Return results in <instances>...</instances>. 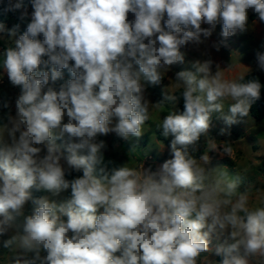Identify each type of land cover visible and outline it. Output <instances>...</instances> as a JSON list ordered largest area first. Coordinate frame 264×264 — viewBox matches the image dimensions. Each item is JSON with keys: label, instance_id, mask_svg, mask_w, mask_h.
Here are the masks:
<instances>
[{"label": "clouds", "instance_id": "1", "mask_svg": "<svg viewBox=\"0 0 264 264\" xmlns=\"http://www.w3.org/2000/svg\"><path fill=\"white\" fill-rule=\"evenodd\" d=\"M31 7L23 34L0 23L8 45L0 69L20 88L15 114L0 124L3 264H199L213 235L225 232L230 242L214 249L220 264H264V199L250 208L239 177L213 168L207 152L199 159L189 152L214 114L228 126L247 117L264 85L225 79L210 58L176 72L155 105L145 83L160 85L185 62L181 49L203 44L218 24L226 39L248 30L250 12L264 23V0H31ZM0 10L29 16L23 0H0ZM255 61L264 72V51ZM64 69L71 78L57 86ZM180 101L183 111L169 110L156 125L172 137L171 158L154 171L108 167L98 135L140 138L150 106ZM222 151L233 149L225 143ZM73 173L82 175L69 179ZM69 189L61 202L32 196Z\"/></svg>", "mask_w": 264, "mask_h": 264}, {"label": "rangeland", "instance_id": "2", "mask_svg": "<svg viewBox=\"0 0 264 264\" xmlns=\"http://www.w3.org/2000/svg\"><path fill=\"white\" fill-rule=\"evenodd\" d=\"M29 16L25 19H19L20 13L16 12L14 18L8 28L19 25V34L26 31L27 24L30 22V13L32 7H27ZM129 15V19H132ZM167 17H165L166 19ZM207 27V25H202ZM222 24H218L212 36L205 38L201 36L204 43L196 46L187 45L181 51L185 53V62L183 64H175L171 70L162 79L160 85H151L146 83V97L150 101V105H155L162 101L164 94L169 91L174 81L175 73L183 70H192L191 63L194 60L212 59L214 61L213 71L216 70L215 65L219 64L220 71L224 73L225 79H236L245 76L251 72H258L264 76V72L259 71L256 66V51H264V23L256 22L255 14L249 13V28L244 33H237L231 37L223 38L220 33ZM223 41V43H221ZM219 43L220 48L217 51L212 45ZM7 40H0V53L7 47ZM70 73L67 69L62 70V78L56 82L57 86L70 79ZM20 88L13 87L6 73L0 69V99L2 105L0 107V124L6 123V114L11 112L15 114V99L19 95ZM9 104V108H4V103ZM180 111L177 105L165 102L161 109L157 110L150 106V119L146 122L144 134L140 138L130 137L128 140L118 138L115 134L98 135L97 140L104 141L106 149L104 150V159L109 168L120 166L128 163L130 166L137 167L143 164L145 168H156L166 159L170 157V143L172 137H163L161 129L156 127L157 123L167 115L169 110ZM227 103L224 112L227 113ZM220 114H214L209 133L206 137L202 136L195 149L189 148V152L197 159L205 152L210 156L211 166L225 172L229 178L239 177L240 183L238 191H248V206L255 207L264 199V118L260 121L254 120L250 114L243 118L239 123L231 126L225 125ZM221 129H226L224 135L220 134ZM209 141L216 144V148L212 149ZM63 141L58 140L57 143ZM225 143L232 146L231 155L223 153L222 148ZM229 159V164H221L220 161ZM43 196H47L50 200L61 202L70 197V189L53 196L51 193L42 191ZM33 205L31 201L26 205V213L30 214ZM66 219V218H65ZM230 242L229 233L225 232L221 235H213L210 251L203 253L199 264H207L204 257L207 256L210 264H220L214 255V249L221 243ZM6 250L0 246V264H3V257ZM27 258H31L32 253L25 254Z\"/></svg>", "mask_w": 264, "mask_h": 264}, {"label": "trees", "instance_id": "3", "mask_svg": "<svg viewBox=\"0 0 264 264\" xmlns=\"http://www.w3.org/2000/svg\"><path fill=\"white\" fill-rule=\"evenodd\" d=\"M23 3L26 7H31V0H23ZM14 15H15V13L9 12V13L5 14V13H3L2 10H0V23H4L5 25L9 24L12 21V19L14 18ZM244 77H245V79L257 77V78H259L261 84L264 85V76H262L258 72H251V73L245 75ZM1 105H2V100L0 99V107H1ZM178 108L180 111H183V102L182 101H180L178 103ZM249 114L256 121H260L264 118V88H262V90H261L260 99L257 100L251 106ZM230 162L231 161L229 159H224V160L220 161L221 164L231 165ZM77 175H82V173H73L72 176H69L68 178L71 179ZM42 195H43L42 191L33 190V192H32L33 198H40V197H42ZM216 260L220 263L221 258L216 256Z\"/></svg>", "mask_w": 264, "mask_h": 264}]
</instances>
